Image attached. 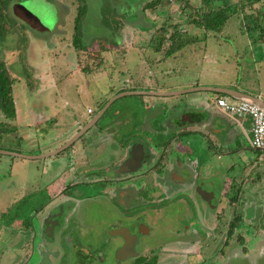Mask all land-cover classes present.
I'll return each mask as SVG.
<instances>
[{
	"label": "flooded vegetation",
	"instance_id": "obj_1",
	"mask_svg": "<svg viewBox=\"0 0 264 264\" xmlns=\"http://www.w3.org/2000/svg\"><path fill=\"white\" fill-rule=\"evenodd\" d=\"M133 84L125 92L147 91ZM161 92L106 98L38 153L0 147V264H226L264 255V154L201 171L191 137L200 134L163 117ZM98 117L100 127L84 134Z\"/></svg>",
	"mask_w": 264,
	"mask_h": 264
},
{
	"label": "crops",
	"instance_id": "obj_2",
	"mask_svg": "<svg viewBox=\"0 0 264 264\" xmlns=\"http://www.w3.org/2000/svg\"><path fill=\"white\" fill-rule=\"evenodd\" d=\"M184 1L182 0L184 5L180 6L176 19H165L162 23L161 20L165 16H162L164 10H160V4L163 1H159L156 7L150 3L148 8L149 1L144 3L133 1L131 7L121 5L125 8L124 13L130 16L144 10L143 13L154 21V25L150 28L135 29L129 24L126 26L125 17L120 15L121 24L117 22V17L111 24L113 31L109 33L115 32L116 42L108 43L104 39L107 45L95 39L93 43L80 46L75 44L73 35L69 37L71 39L69 41V38L56 39L54 38L56 33H51L48 44L44 45L46 48L38 50V45L29 46L20 40H17L16 44H13L15 47L12 45L11 48L3 40L6 27L4 36L0 37V46L4 45L3 49H0V57L3 58L6 54L10 59L8 67L4 62L3 64L16 80L14 89L18 96L15 97V92L13 93L16 116L13 119L5 118L4 121L16 128L9 131L21 138L16 142L36 140L39 137L40 147L61 144L80 126L77 125L78 121L81 125L85 124L97 114L98 102L114 95L118 96L123 93L122 90L125 92L129 79L136 89H144L152 93L153 91L174 92L156 99L160 103L167 102L169 105L184 103L192 116L206 112L208 107L219 111L214 109V105L216 97L222 95L229 96L233 101L250 102L264 109L263 0H227L230 4L241 3L242 7H246L239 11L234 10V13L225 18L224 22L215 29L201 26L196 21L191 22L197 18L198 11L208 7L205 0H190L185 3ZM191 7H196L195 14L190 11ZM145 15L143 16L146 17ZM247 15L257 17L259 27L254 28ZM9 16L7 15L5 23L8 21V24H14L11 23L13 20ZM139 23L143 25L144 22L141 19L136 20L135 24ZM162 27H166V37L161 49L157 50L154 43L159 34L155 33ZM175 30L185 39V45L174 52L181 55L182 62L180 64L178 60L177 65L182 69L172 72L171 69L176 65V61L172 59H175L176 55L174 53L169 55L168 50L173 44L171 34ZM19 46L23 48H18ZM77 46L82 51H79ZM32 47L33 53L23 57V49L27 48L28 51ZM125 53H128L130 60L126 61ZM14 64L17 65V70L23 74L24 79H21L20 74L13 69ZM74 72L77 73V78L71 79ZM172 74L175 76H171ZM206 86L226 88L227 91L231 90V94L218 93L210 89L180 94V91L186 88ZM80 90L83 91L84 97L90 100L89 103H97L94 108L88 106L85 110L81 108L78 104L80 98H76ZM246 95L252 96L257 103L241 98ZM177 113L178 111L175 112ZM222 116L224 121L213 127L217 130L215 134L222 136L219 130H224L227 124L230 128L234 127L233 130L227 131L229 135H233L235 128L240 127L243 134L251 140V117H231L228 114ZM8 126L4 127L8 128ZM215 134L213 133V136ZM6 136L5 134L3 137ZM262 153L264 154V152L260 154ZM197 158L200 162L198 167L201 171L206 170L208 164L205 159L202 161L198 154ZM227 165L235 166L230 163Z\"/></svg>",
	"mask_w": 264,
	"mask_h": 264
},
{
	"label": "rangeland",
	"instance_id": "obj_3",
	"mask_svg": "<svg viewBox=\"0 0 264 264\" xmlns=\"http://www.w3.org/2000/svg\"><path fill=\"white\" fill-rule=\"evenodd\" d=\"M133 1L135 3H139L144 0H14L8 7V12L10 15L9 17L10 19L12 18L13 20V21L11 20L12 21L11 23H14V24H8V21L6 22L7 29H6V34L3 40L6 44H8L7 46H10L11 48L14 46L13 44H16L17 40H20L23 43L29 44V46L30 44L31 45L36 44L38 45L37 46L38 50H40V48H46L44 47V45L45 43L48 44L49 35L51 33L52 34L56 33L54 34L55 35L54 38L56 39L61 38L63 40H67V38L73 35L74 42H76V44L80 46H84V45L86 46L87 44H90L95 39L101 41L102 44L107 45L104 39H106L108 43L111 41L116 42L115 32L114 34H109V33L113 31V28H112L113 26H111V24L116 20L117 17H118L117 22L120 23L119 22L120 15H123L125 17L124 20L126 19L127 21L126 26L129 24L131 27L135 29L137 28L142 29L143 27L150 28L152 27V25H154L153 24L154 21L151 18H148L143 13V11H140V12L146 17H144L143 15L140 16L137 12L136 14H134V16L126 15L124 13L125 8L121 7V5H124L125 7H131L133 5ZM161 1L163 2L160 4V10L162 9L164 10L162 16L163 15L165 16L161 20V23L165 19L175 20L177 16V12L180 10V6L184 5L182 4V0H161ZM189 1L190 0H185L184 3L189 2ZM81 6L85 8V14H83L79 22L80 23L79 33L76 35V37H74L75 36V19L77 17L79 7ZM16 7H20L21 10L23 9V11L25 12L23 14L17 13V11H15ZM195 9L196 7H191L190 11L194 12ZM263 11H264V7H263ZM193 14H195V12ZM140 19L142 20V22H144L143 25L142 23H139L136 25L135 24L136 20H140ZM19 24L22 28L23 27L24 28L18 29ZM160 30L161 28L158 29L155 34L160 33ZM179 38L181 41L185 40L182 38V35H180ZM69 41H71L70 38H69ZM166 43L168 42L166 41ZM156 44L157 42L154 43V46H156ZM3 47L4 45H1L0 49L1 48L3 49ZM20 47L22 46H19L18 48ZM32 53H33V47L30 48L28 51H27V48L25 50L23 49L22 55L23 57H27L28 54H32ZM172 53H174V51H172ZM172 53H169V55ZM125 54H126L125 57H127L126 61L130 60V56H128V53H125ZM175 55L176 56L174 58L177 60L172 59L173 61H176V65H174V68L171 69L172 72H177L182 69L181 66L179 67L177 65L179 64L178 60L180 61V64L182 62V58L180 59L181 55L179 54H175ZM9 60L10 59L7 58L6 54L3 58L0 57V61L4 62L5 65H7V67H8V63L10 62ZM182 65H185V64H182ZM13 69L17 73L20 74L21 79L22 78L24 79L23 74L19 72V70H17L18 68L16 64H14ZM76 75L77 73L74 72V75H72L71 79H76L77 78ZM171 76H175V74H172ZM72 90L74 89L72 88ZM80 91H79V94L77 95L78 97L76 96V98H80L78 100L79 101L78 104L81 105V108L83 110H85L87 106L94 108L95 105H97V103L96 102L89 103L90 100L84 97L83 91H81L82 93ZM14 92H15V97L18 96L15 89H14ZM122 98H138V97L125 96ZM0 118H1V121L6 120L3 114L0 115ZM3 131H5L6 132L5 134L7 135L5 139L3 138L5 140L4 142H6L7 140L8 143L0 145L2 149L9 150V151H13V150L23 151V154H27L25 152H28L30 154L38 153L37 148L39 145H41V142H40L41 138L38 137L36 140L34 139L30 141L25 140L22 143L20 142L15 143L10 140H21V138H18V136L15 137L16 135L9 132L7 127L3 126ZM191 137L194 139V142L192 144V147L195 150V154H193L194 158L197 157V154L201 157L202 161L206 157H208V155L211 156L213 159L217 157V154L215 153L214 148L210 146V143L208 140L203 139V136L198 135V134H192ZM232 137L237 139V142L235 144H232L231 146H227V151L223 152L222 154V157L224 158L222 159L216 158L214 162L215 164H218L220 167H222L223 164L225 165L229 163L230 165L235 164L237 167H242L244 164H246V160L252 161L256 158L257 154L261 153V151L251 148V143H250L249 138H247L243 134L240 127L235 128V133L232 135ZM238 138H239V141H238ZM238 148L244 149V153L240 157L238 156V153L236 152L233 153L236 150L230 151L232 149H238ZM10 149H13V150H10ZM209 152L212 155H210ZM229 152H232V153L230 154ZM1 157L10 158V155L9 156L3 155ZM43 162L45 161L42 160L40 163H38L40 167V171L42 170ZM206 163H208V161H206ZM50 165L47 164V167H50ZM29 166L30 165H27L25 167V172H26V169L29 168ZM0 173H1L0 177L2 176L4 178V174H6V172L2 170L0 171ZM213 178H214L213 180L215 181L216 185L220 186L219 185L220 178L218 177H213ZM30 179H33V176ZM30 179L23 178L22 180L26 181ZM261 255H262L261 257L259 258L254 257L252 260L246 259L244 257L245 260L242 258L237 261L236 260L234 261L226 260L225 263L226 264H264L263 252L261 253Z\"/></svg>",
	"mask_w": 264,
	"mask_h": 264
},
{
	"label": "trees",
	"instance_id": "obj_4",
	"mask_svg": "<svg viewBox=\"0 0 264 264\" xmlns=\"http://www.w3.org/2000/svg\"><path fill=\"white\" fill-rule=\"evenodd\" d=\"M14 0H0V37L4 36V31L6 29L5 20L7 15H9L8 7ZM161 0H153L150 5L156 7L158 2ZM208 5L207 8H203L198 11L197 18H194L191 22L196 21L199 25H205L207 28H218L221 25L225 18H227L230 14L234 13V10L244 9L246 6H243L238 3L230 4L227 0H205ZM253 1V0H252ZM261 1V0H255ZM224 5H223V4ZM230 4V5H229ZM213 5V6H211ZM241 5V6H239ZM151 6V7H152ZM85 14V8L82 6L79 7V11L77 13V17L75 19V36L79 33V22L81 17ZM251 24L255 26L254 28L259 27V23L257 22V17H250ZM263 32V28H262ZM157 35V44L154 46L157 50L161 49V45L163 40L166 37V27H162L160 33ZM179 31L175 30L171 34L172 46L168 50L169 53L172 51L176 52V50L181 49L185 45V41H181L179 38ZM76 44V42H75ZM79 51H82L79 46H77ZM16 85V80L14 76L9 72L3 62L0 61V115L3 114L6 119H13L16 116V106L13 97L14 88ZM0 124L9 125L8 130L13 131L16 128L11 124L0 122Z\"/></svg>",
	"mask_w": 264,
	"mask_h": 264
},
{
	"label": "water",
	"instance_id": "obj_5",
	"mask_svg": "<svg viewBox=\"0 0 264 264\" xmlns=\"http://www.w3.org/2000/svg\"><path fill=\"white\" fill-rule=\"evenodd\" d=\"M15 11H17V13L23 14L25 11H23V9L21 10L20 7H16ZM140 16H142V13L139 12L138 13ZM20 21V20H19ZM16 28V27H15ZM22 27L20 26V24L18 25V29H21ZM24 28V27H23ZM22 28V29H23ZM212 90L214 92H218V93H230L231 94V90L227 91L226 88H217V87H191V88H186L184 90L180 91V94H187L189 92L192 91H197V90ZM147 94V93H152L150 91H132V92H123L121 94H119L118 96H115L114 98H119L121 96H125V95H129V94ZM169 94H172L174 92H168ZM167 92H161L162 95L168 94ZM156 96V93L154 94ZM219 97H216V103H215V107L214 109H218L219 111H215L210 109L209 107L206 109V112L203 113H197L195 114V116H192L193 114H189L187 111V108L184 103H175L173 105H169V103L167 102H162L161 104L164 106L163 109V117L167 118V121H169L170 118H174L177 119L179 118L180 124L181 126H179L180 129L182 128H190L189 132H193V133H200L201 136H203L204 140H208L210 143V146L214 148L215 153H218L217 157H215L214 159L208 155V157L205 158V161H208V165H214V160H216V158L218 159H222L224 157H222L223 152L227 151V146H231L232 144H235L237 142V139H235L234 137H232V135H229V133L227 131L229 130H233V126L230 128L229 126H225L224 130H219V132L221 131V133L223 134L222 136H220L218 133L215 134V132L217 130H215L213 127H215L218 123H222V121H224V118L222 115H229L231 117H241L238 116L236 114H232L229 113L227 111H225L221 105H219ZM241 98H243L244 100H248L254 103H257L252 96H242ZM183 102V101H182ZM182 107V108H181ZM186 107V108H185ZM181 108V109H180ZM106 109V107L103 108L102 111H104ZM189 109V108H188ZM178 111L177 114H175V112ZM183 112V113H182ZM221 112H224L225 114H222ZM176 115V116H174ZM100 117V116H99ZM99 117L97 119H95L93 122H91L85 129V132H83L84 134H86L91 127L93 126H99ZM187 118L189 120H187ZM227 122V121H226ZM193 130H192V129ZM201 131V132H200ZM213 131V132H212ZM213 133L215 134V136H213ZM93 141V140H92ZM239 141V138H238ZM74 142H76V140H72L70 143L73 144ZM252 148V147H251ZM253 149V148H252ZM224 150V151H223ZM234 151L233 153H238V156H242V154L244 153V149H232L230 151ZM210 151V150H209ZM230 154L232 152H229ZM210 155H212L209 152ZM214 154V153H213ZM236 155V154H234ZM249 160H246V162H248ZM234 165V164H233ZM223 166V165H222ZM236 166V165H235ZM220 167V166H219ZM254 257L256 258V255H254Z\"/></svg>",
	"mask_w": 264,
	"mask_h": 264
},
{
	"label": "built area",
	"instance_id": "obj_6",
	"mask_svg": "<svg viewBox=\"0 0 264 264\" xmlns=\"http://www.w3.org/2000/svg\"><path fill=\"white\" fill-rule=\"evenodd\" d=\"M219 105L232 114L249 116L252 119V142L256 146L264 144V109L246 101H233L227 95L219 97ZM91 112V109H89Z\"/></svg>",
	"mask_w": 264,
	"mask_h": 264
}]
</instances>
